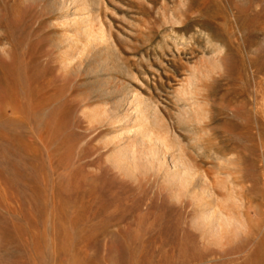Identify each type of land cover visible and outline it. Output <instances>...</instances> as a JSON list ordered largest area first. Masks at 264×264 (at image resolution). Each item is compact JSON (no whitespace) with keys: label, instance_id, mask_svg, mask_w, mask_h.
Wrapping results in <instances>:
<instances>
[{"label":"rangeland","instance_id":"1","mask_svg":"<svg viewBox=\"0 0 264 264\" xmlns=\"http://www.w3.org/2000/svg\"><path fill=\"white\" fill-rule=\"evenodd\" d=\"M0 264H264V0H0Z\"/></svg>","mask_w":264,"mask_h":264},{"label":"bare ground","instance_id":"2","mask_svg":"<svg viewBox=\"0 0 264 264\" xmlns=\"http://www.w3.org/2000/svg\"><path fill=\"white\" fill-rule=\"evenodd\" d=\"M125 95V94H124ZM193 185H196V184H193ZM202 190V189H201ZM205 191V190H204ZM203 193V192H202Z\"/></svg>","mask_w":264,"mask_h":264}]
</instances>
